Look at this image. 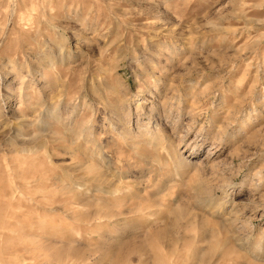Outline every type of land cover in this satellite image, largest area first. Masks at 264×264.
Returning a JSON list of instances; mask_svg holds the SVG:
<instances>
[{
    "label": "rangeland",
    "instance_id": "obj_1",
    "mask_svg": "<svg viewBox=\"0 0 264 264\" xmlns=\"http://www.w3.org/2000/svg\"><path fill=\"white\" fill-rule=\"evenodd\" d=\"M38 2L0 0V264H228L244 237L264 250V0H76L104 7L56 23L75 53L61 79L87 72L77 102L94 108L100 60L133 98L99 110L107 151L86 178L45 143L75 129L30 47Z\"/></svg>",
    "mask_w": 264,
    "mask_h": 264
},
{
    "label": "clouds",
    "instance_id": "obj_2",
    "mask_svg": "<svg viewBox=\"0 0 264 264\" xmlns=\"http://www.w3.org/2000/svg\"><path fill=\"white\" fill-rule=\"evenodd\" d=\"M36 7L38 12L35 17L34 29H30V31L35 32V36L30 47L38 50L39 66L45 76H51L54 80L53 88L55 91L52 95L57 100L61 96L67 97L72 106L71 111L65 110V114L59 117V123L67 124L70 128L75 129V138L70 144L60 133L45 143L46 146L58 144L66 147L72 155V167L83 174L81 178H86L92 175L91 169L102 170L96 161L100 160L102 151H107L102 143L104 135L107 134L104 131V124L96 120L99 110L105 109L107 111L108 107L113 104L126 105L133 98L124 95L123 86L117 83L118 78L113 75L114 68L110 64L104 65L100 60L95 62L98 70L93 74L94 79L100 82L92 84V92L99 99L94 108L87 103L79 104L77 102V96L83 91V80L88 75L87 72L81 70L79 79L74 82H70L67 76H63L61 79L60 69L66 61L75 56V53L68 49L63 39V31L56 27V23L65 18L66 11L70 12L73 8L87 7L88 11L91 12L92 7L103 8V5H83L77 3L76 0H39ZM127 19V16L124 17V20ZM91 20L92 16L85 15L83 20L78 22L81 28L87 29ZM89 82L91 83V81ZM53 111L55 112V107ZM49 120L56 122L58 117L53 114L50 115ZM97 128L101 130V134H97ZM129 131L133 130L130 129ZM35 134L33 132V135ZM116 138L120 139L119 137ZM120 142L123 143V140ZM102 163L103 161H101ZM261 198L264 199V196ZM147 210L145 208V211ZM246 239L244 237L235 240V244L230 248L231 259H229L228 264H264V250L257 254L254 249L246 252L237 247V245L243 244Z\"/></svg>",
    "mask_w": 264,
    "mask_h": 264
},
{
    "label": "bare ground",
    "instance_id": "obj_3",
    "mask_svg": "<svg viewBox=\"0 0 264 264\" xmlns=\"http://www.w3.org/2000/svg\"><path fill=\"white\" fill-rule=\"evenodd\" d=\"M250 230V229H249ZM162 232H164L165 233V231L163 230V231H160L158 234H156V238L158 237V236H160V235H162L163 233ZM157 245V244H156ZM155 245V246H156ZM156 250L155 251H157L158 250V248H155ZM159 254V253H158ZM158 254H157V256L155 257V259L157 258V262H156V264H161V262H159L160 261V258H159V256H158Z\"/></svg>",
    "mask_w": 264,
    "mask_h": 264
},
{
    "label": "crops",
    "instance_id": "obj_4",
    "mask_svg": "<svg viewBox=\"0 0 264 264\" xmlns=\"http://www.w3.org/2000/svg\"><path fill=\"white\" fill-rule=\"evenodd\" d=\"M153 264H156V259L153 257V262H152Z\"/></svg>",
    "mask_w": 264,
    "mask_h": 264
}]
</instances>
